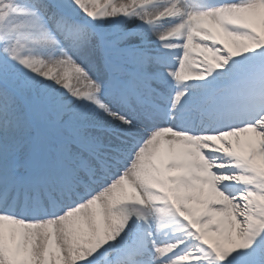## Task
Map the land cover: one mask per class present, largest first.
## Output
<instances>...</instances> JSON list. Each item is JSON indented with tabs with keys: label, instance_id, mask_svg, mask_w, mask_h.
Returning a JSON list of instances; mask_svg holds the SVG:
<instances>
[{
	"label": "snow or ice",
	"instance_id": "snow-or-ice-1",
	"mask_svg": "<svg viewBox=\"0 0 264 264\" xmlns=\"http://www.w3.org/2000/svg\"><path fill=\"white\" fill-rule=\"evenodd\" d=\"M0 264H264V0H0Z\"/></svg>",
	"mask_w": 264,
	"mask_h": 264
}]
</instances>
